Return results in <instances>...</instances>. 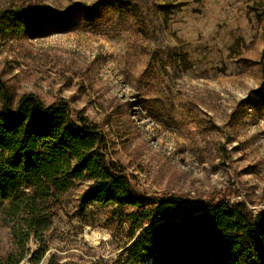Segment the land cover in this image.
<instances>
[{"label":"rangeland","instance_id":"rangeland-1","mask_svg":"<svg viewBox=\"0 0 264 264\" xmlns=\"http://www.w3.org/2000/svg\"><path fill=\"white\" fill-rule=\"evenodd\" d=\"M97 0H0V11L63 12ZM125 19L0 41V79L14 100L67 103L106 135L110 160L140 193L264 209V119L239 102L264 80V0H128ZM235 118L231 115L235 110ZM74 182L43 241L62 264H113L131 244L111 208L77 214ZM0 225V252L9 248ZM38 244L32 240L29 248ZM28 255L20 264H31Z\"/></svg>","mask_w":264,"mask_h":264},{"label":"trees","instance_id":"trees-1","mask_svg":"<svg viewBox=\"0 0 264 264\" xmlns=\"http://www.w3.org/2000/svg\"><path fill=\"white\" fill-rule=\"evenodd\" d=\"M138 16L128 0L76 2L63 12L12 5L0 11V41L95 28L112 19L136 24ZM239 107L264 119V80ZM79 181L86 187L76 198L77 214L109 207V216L126 225L131 244L113 264H264V209L252 213L242 202L140 193L109 159L105 133L81 111L64 102L44 104L33 94L14 100L0 79V225L10 241L0 264H20L28 255L31 264L40 263L44 234ZM32 240L38 247L31 252ZM46 264L62 263L50 255Z\"/></svg>","mask_w":264,"mask_h":264}]
</instances>
